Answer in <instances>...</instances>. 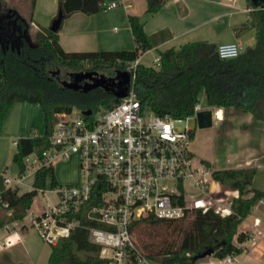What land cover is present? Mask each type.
Segmentation results:
<instances>
[{
  "label": "trees",
  "instance_id": "1",
  "mask_svg": "<svg viewBox=\"0 0 264 264\" xmlns=\"http://www.w3.org/2000/svg\"><path fill=\"white\" fill-rule=\"evenodd\" d=\"M249 7L247 22L234 30L253 28L255 43L232 58H220L216 45L206 40L191 41L177 48L169 47L159 52L160 65L137 62L133 89L143 106L158 114L185 117L192 113L199 93L203 92L207 105L222 108L225 115L232 107L236 112H250L255 119L264 120V0H245ZM35 0H0V129L8 108L16 101L39 103L43 111L45 130L42 135L22 136L15 141L12 161L23 172L24 158L33 154L42 158V151L51 148L48 139L57 113L69 111L74 105L80 109H108L119 101L110 92L95 88L83 92L66 88L62 81L71 74L94 69L103 74L124 70L138 56L151 48L149 36L138 16L128 15V23L135 42L132 50L115 51H64L58 42V33L48 27L32 30V12ZM65 17L74 11L86 14L103 8V0H59ZM163 0H146V13H153ZM27 27L29 39L22 30ZM19 29V30H18ZM89 63V68L84 67ZM107 68H110L107 70ZM192 136V131H191ZM202 162L211 167L209 161ZM255 174L254 166L212 168L210 178L237 190L229 203L230 212L221 215L212 208L202 212L200 208L186 210L180 218H159L147 214L132 220L131 234L143 256L159 264H195V256L208 247L212 255L223 258L227 254H240V245L251 237L249 231L239 232V223L259 200L264 190L253 189L245 197ZM49 184L55 186L53 166H41L35 170L32 187L19 193L17 187H4L0 191V206L9 210L5 220L22 219L28 212L39 189ZM106 189L103 181H97L90 191L88 201L81 206L76 217L80 226L50 245L47 264H105L100 256L101 246L88 238L89 226L114 229L112 225L91 220L86 212L100 203V195ZM6 203V206L2 204ZM191 214L189 220L187 216ZM166 224L169 233L153 239L144 227ZM134 238V237H133ZM21 264V263H17Z\"/></svg>",
  "mask_w": 264,
  "mask_h": 264
},
{
  "label": "built area",
  "instance_id": "2",
  "mask_svg": "<svg viewBox=\"0 0 264 264\" xmlns=\"http://www.w3.org/2000/svg\"><path fill=\"white\" fill-rule=\"evenodd\" d=\"M117 3L112 0L108 6ZM242 51L238 41L216 47L220 58H232ZM137 62L138 59L124 69L130 73L128 93L118 102L90 114L74 108L58 112L48 133L52 147L42 151V158L35 155L24 158L27 166L34 167L32 173L41 166L52 165L58 158L70 155L78 158L80 183L52 186L50 191L55 199L46 196L43 208L29 220V225L49 245L81 225L76 214L88 201L92 186L103 181L106 189L100 195V203L92 205L86 217L114 228L87 227L88 238L101 246L100 256L106 259L105 264H152L138 250L129 230L135 218L147 214L180 218L192 208H200L202 212L212 208L221 215L230 212L224 207L227 204L210 191L211 167L197 159L190 149V126L177 125L179 121L195 119L196 112L202 109L200 103L197 101L192 113L180 118L158 114L143 106L132 86ZM152 64L160 65L159 54ZM209 108L212 121L222 119L221 108ZM29 174L25 170L15 176L0 172L3 184L10 188L24 184ZM7 241L6 238L3 245ZM235 259V254H227L219 262L228 264Z\"/></svg>",
  "mask_w": 264,
  "mask_h": 264
},
{
  "label": "crops",
  "instance_id": "3",
  "mask_svg": "<svg viewBox=\"0 0 264 264\" xmlns=\"http://www.w3.org/2000/svg\"><path fill=\"white\" fill-rule=\"evenodd\" d=\"M111 1L103 0V8L92 14L74 11L67 15L57 31L61 48L68 52L132 50L135 42L128 23V15L140 18L151 42V48L138 56L140 63L142 57L151 51L158 55L166 48H177L191 41L206 40L216 46L224 42L238 41L242 44L243 50L255 43L253 28L234 30L249 19V7L245 0H163L162 6L153 13H146V0H115L118 2L117 5L109 7ZM58 4L59 0H35L32 28L37 30L40 27H48L51 18L57 12ZM236 118L238 121L234 120ZM232 119L238 133H245L248 139L254 134L253 136L260 139L261 143L249 145L244 157L227 158L226 162L231 165L219 168L256 166L264 171V120L255 119L250 112H236L232 107L228 108L225 115L222 109V119L218 121L230 125ZM250 129L253 131L251 134L247 131ZM44 130L43 111L39 103L14 102L8 108L1 124L0 172L6 171L13 163L12 155L17 138L32 134L42 135ZM12 166L17 172V165L14 163ZM76 169H73V172H76ZM30 175L31 184L25 182ZM33 176L34 173L29 174L24 179V184L17 187L19 193L32 187ZM73 180L71 177L69 181L64 182ZM223 186L227 191L214 195L218 198L224 196L223 198L229 202L237 195V190L224 184ZM4 187L0 176V191ZM248 188L245 197L251 196L253 189H256L252 185ZM224 207L229 209V203ZM42 208L43 206L40 210ZM1 209L0 206V264H40L42 259H44L42 264H47L50 250L45 253V248L49 244L41 240L32 226L20 223L21 219L4 220L9 210L4 212L3 217ZM255 219H258L256 223ZM237 229L239 232L249 231L251 237L240 243L244 250L236 256L235 261L228 264H264V199L252 207ZM6 238L9 241L3 245ZM195 264L221 262L219 258L210 254L197 259Z\"/></svg>",
  "mask_w": 264,
  "mask_h": 264
},
{
  "label": "rangeland",
  "instance_id": "4",
  "mask_svg": "<svg viewBox=\"0 0 264 264\" xmlns=\"http://www.w3.org/2000/svg\"><path fill=\"white\" fill-rule=\"evenodd\" d=\"M32 30H34L32 28ZM157 53L154 51L149 52L148 54L144 55L142 57V63L153 65L152 60L154 59L155 55ZM91 64L84 63V67L89 68ZM110 68H107L109 70ZM198 102L200 103L201 108H209L210 106L207 105L204 93L201 92L198 95ZM74 109H80L77 105L73 106ZM98 108L102 109L103 105L101 103H98ZM212 109V108H211ZM238 121V118L234 119ZM234 121L231 120V124L227 125L223 121L213 120L211 126L200 128L198 127L196 120L193 118H189L187 122L184 120L177 122V125L179 127H183L185 124L190 126L192 131V136L190 140V149L194 153L195 157L197 159H204L207 161H211L210 163L211 167L213 168H219L222 166H228L231 164H228L229 162H226V159L236 156V157H244L247 153V147L249 145L255 146L259 145L261 143L260 139L256 138L252 135L249 139L246 138L245 133L240 134L238 131L234 128ZM249 134L253 133L252 129L247 130ZM246 131V132H247ZM248 140V141H247ZM260 142V143H258ZM15 147V146H14ZM258 146L255 148L257 149ZM33 154H30V157H33ZM12 164H10L6 168V175L8 176H15L17 172L15 171V167H13ZM53 166V175L55 179L57 180V183H68L64 181H69L71 177H73V181L75 183H80L81 176L79 171V164H78V158L76 155H70L67 158H58L55 160L52 164ZM76 169V172H73V169ZM34 171V167L27 166L25 167V172L32 174ZM71 176V177H70ZM32 177L31 175L26 178V183L31 184ZM252 186L256 187V189L264 190V171L262 168H257L255 166V174L252 178L251 184ZM210 191L215 194L217 192H225L227 189L223 186L222 183L217 182L213 179H210L209 182ZM52 186L49 184V176L45 183V188L43 191L38 190L37 194L34 196L32 204L30 209L28 210L26 216L20 220V223H26L29 225V220L33 213H36L40 210L41 206L44 204V200L46 196H49L52 200L55 199L54 194L50 191ZM262 188V189H261ZM226 194V193H225ZM224 196H221L219 199L223 202L224 205L227 204V199L223 198ZM4 212H6V209L3 207L1 209V215L3 216ZM10 212V211H9ZM4 217V216H3ZM192 218V215L189 214L187 216V219L189 220ZM5 220V218H4ZM30 230H32L30 228ZM144 238H153L157 239L161 236L166 235L169 233V227H167L166 224H158L155 226L150 227H144ZM148 233L150 234V237L148 236ZM134 239L136 240V236L133 234ZM50 250V245L46 246L45 253H47ZM45 255V254H44ZM43 255V256H44ZM239 255V254H237ZM236 255V256H237ZM44 263V259L40 262V264ZM152 264H159L156 262H152Z\"/></svg>",
  "mask_w": 264,
  "mask_h": 264
},
{
  "label": "water",
  "instance_id": "5",
  "mask_svg": "<svg viewBox=\"0 0 264 264\" xmlns=\"http://www.w3.org/2000/svg\"><path fill=\"white\" fill-rule=\"evenodd\" d=\"M65 18V14L61 8L60 3L58 4L57 12L55 16H53L48 25V29L52 32H57L60 27L62 20ZM25 36L29 39V35L27 32V27L24 29ZM96 74V71L86 70V71H78L71 74L70 80L62 81V84L66 88L81 90L86 92L94 87L102 86L105 89H108V85L113 88V95L116 98H121L128 93V86L130 81V73L127 70H118L114 77H105L103 75L92 76ZM82 79H91V81L80 82ZM91 109H83V114H90ZM196 123L198 127H208L212 124V111L210 108H203L196 112L195 116ZM213 252L212 247H208L199 254L195 256V258H201L206 255H210Z\"/></svg>",
  "mask_w": 264,
  "mask_h": 264
},
{
  "label": "flooded vegetation",
  "instance_id": "6",
  "mask_svg": "<svg viewBox=\"0 0 264 264\" xmlns=\"http://www.w3.org/2000/svg\"><path fill=\"white\" fill-rule=\"evenodd\" d=\"M24 29H25V27H24L23 30H22L23 36H25V34H24ZM18 30H19V29H18ZM88 70L95 71L94 69H88ZM115 74H116L115 71L110 72V73H106V74H103V73H100V72H96V74H94V75H92V76L94 77V76H97V75H103V76H105V77H114ZM69 79H71V78H69ZM84 81H91V79H82L80 82H84ZM108 86H109L108 89H105V88H103L102 86H97V87H94V88H92V89H95V88H102V89H104L106 92H110L111 94H113V90H114V89L111 88L110 85H108ZM90 90H91V89H90Z\"/></svg>",
  "mask_w": 264,
  "mask_h": 264
},
{
  "label": "bare ground",
  "instance_id": "7",
  "mask_svg": "<svg viewBox=\"0 0 264 264\" xmlns=\"http://www.w3.org/2000/svg\"><path fill=\"white\" fill-rule=\"evenodd\" d=\"M220 113H218V116H219Z\"/></svg>",
  "mask_w": 264,
  "mask_h": 264
}]
</instances>
